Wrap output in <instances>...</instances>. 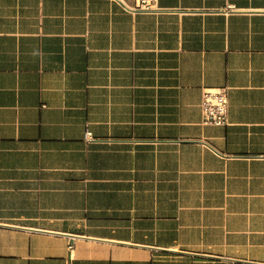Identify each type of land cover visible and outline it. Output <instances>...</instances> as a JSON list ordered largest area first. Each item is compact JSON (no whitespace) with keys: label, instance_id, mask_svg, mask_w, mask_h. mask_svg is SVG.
Segmentation results:
<instances>
[{"label":"crops","instance_id":"1","mask_svg":"<svg viewBox=\"0 0 264 264\" xmlns=\"http://www.w3.org/2000/svg\"><path fill=\"white\" fill-rule=\"evenodd\" d=\"M131 4L0 0V264H264V0Z\"/></svg>","mask_w":264,"mask_h":264},{"label":"built area","instance_id":"2","mask_svg":"<svg viewBox=\"0 0 264 264\" xmlns=\"http://www.w3.org/2000/svg\"><path fill=\"white\" fill-rule=\"evenodd\" d=\"M127 9L150 10L155 8L157 0H130ZM201 121L203 124L226 125L228 124L227 109L228 97L225 88H208L203 91L200 101ZM89 132H85L84 139L89 140ZM71 247V244L68 245Z\"/></svg>","mask_w":264,"mask_h":264}]
</instances>
